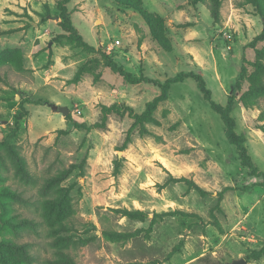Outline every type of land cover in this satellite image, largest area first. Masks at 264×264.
I'll list each match as a JSON object with an SVG mask.
<instances>
[{
  "label": "rangeland",
  "instance_id": "obj_1",
  "mask_svg": "<svg viewBox=\"0 0 264 264\" xmlns=\"http://www.w3.org/2000/svg\"><path fill=\"white\" fill-rule=\"evenodd\" d=\"M59 1L0 0V264H51L61 253L76 264H264V256L250 258L264 245L261 179L240 166L222 121L193 81L171 86L156 123L145 126L146 135L135 128L124 151L118 148L129 118L111 116L104 131L73 124L95 123L101 107L114 103L140 113L159 94L156 86L112 73L101 54L131 75L160 82L193 72L215 103L224 106L236 95L235 130L264 172V11L248 0H218L215 21L212 0H71L72 24L95 48L90 53L61 28ZM250 88L257 105L246 107L240 98ZM6 145L23 158L29 178L16 172ZM225 187L235 191L219 201ZM116 210L148 219L130 220ZM174 211L188 216L151 222L154 214ZM104 231L138 234L114 241Z\"/></svg>",
  "mask_w": 264,
  "mask_h": 264
},
{
  "label": "trees",
  "instance_id": "obj_2",
  "mask_svg": "<svg viewBox=\"0 0 264 264\" xmlns=\"http://www.w3.org/2000/svg\"><path fill=\"white\" fill-rule=\"evenodd\" d=\"M71 0H60L57 4V8L59 10V18L61 19V28L63 31H65L68 34V38L75 43L77 47L82 48L84 51L93 53L95 51V48L88 45L82 38V36L77 32L76 28L73 26L70 14L67 10L66 5ZM205 0H191L192 5H197L198 3H201ZM218 0H212L210 4V11L213 19L216 21L218 20ZM250 4L254 6V8L258 11L259 14H263L264 11V0H248ZM264 37V32L261 35ZM101 60L104 63V66L108 68L112 73L117 74L120 76L123 80L130 84H151L153 86H156L159 89V94L155 96L151 101L147 102L145 105V108L142 112L136 113L131 107L119 105V104H112L109 106H102L100 110V118L98 121L91 125H86L84 123H77L74 122V127L76 129L85 130L86 132H89L91 130H99L104 131L107 129L108 126V120L111 116H117L120 118L127 117L130 120H132V125L127 131L126 137L121 144V146L118 148L119 151H124L128 144L131 142V133L135 128H139V134L140 135H146V125L147 124H155L156 120L154 118V113L158 106L161 103H164L168 98V92L173 84L176 83H182L185 80H191L195 83L196 88L200 92L203 100L209 105L211 110L215 112L223 124V134L226 142L232 146L236 153V159L239 162L240 166L247 171V175L251 178H258L261 179L259 186L264 187V172H261L254 164L252 158L250 157L248 153L247 146L245 145V138L243 135L238 134L235 130V121L233 117L231 116L236 95L232 94L228 96L227 102L224 106L215 103L212 100V93L208 89L205 80L200 74H196L193 72H179L175 74L173 77H170L166 79L163 82H160L158 80H152L145 77H137L134 75H131L127 71L124 70L123 67L115 63L111 58H109L105 54H101ZM79 78V75H77L74 79V81H77ZM240 101L244 104L246 107L257 105V99H256V93L253 88H250L246 93H244ZM28 103L34 104V105H41V104H47L46 101L37 99L28 100ZM25 117V112L18 113L15 117L14 121V131L19 130V124L21 120ZM260 119L264 121V114H260ZM4 141H0V145H2ZM8 149V153L11 157V160L15 166L16 172L22 176L29 178L30 173L27 170L26 164L23 160V158L17 153L12 147L6 145L5 146ZM84 163V161H82ZM82 168L81 165H71L68 167V169L62 171L55 179H65L67 176H69L75 169ZM181 181H184L189 188L195 189L198 194L201 196H206L208 193L204 191L203 189L196 186L194 183L190 181H185L184 179H180ZM249 189V187H244L242 191H246ZM230 191H235L232 187H225L222 189L219 193H217L218 200L221 201L224 194ZM4 195H11L9 191L2 192ZM116 212L122 214V216L127 217L130 220L134 221H145L148 219V216L140 211H128V210H116ZM61 214L60 207L56 210L55 215L59 216ZM177 214H180L182 216H188L186 213L174 211V212H166L161 214H154L152 215V221L154 222L157 218H165L168 216H175ZM104 236L108 239L119 241V240H125L128 238H132L138 234V232L134 233H119V232H113V231H104ZM22 254L27 256L26 251L21 249ZM264 256V245L257 251H253L250 254V258L254 260H259ZM2 262L6 263L5 260H2ZM51 264H76L73 259L65 253H61L60 257L56 259L55 261L51 262Z\"/></svg>",
  "mask_w": 264,
  "mask_h": 264
},
{
  "label": "water",
  "instance_id": "obj_3",
  "mask_svg": "<svg viewBox=\"0 0 264 264\" xmlns=\"http://www.w3.org/2000/svg\"><path fill=\"white\" fill-rule=\"evenodd\" d=\"M51 109L55 112H60L63 116H66L69 113V109L64 106L51 105ZM229 264H246V261L244 259H237V260H233Z\"/></svg>",
  "mask_w": 264,
  "mask_h": 264
}]
</instances>
